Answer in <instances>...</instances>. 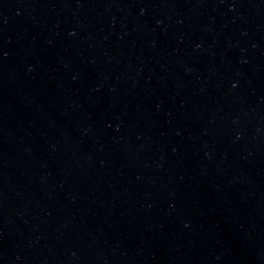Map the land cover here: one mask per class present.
<instances>
[{"label": "water", "instance_id": "95a60500", "mask_svg": "<svg viewBox=\"0 0 264 264\" xmlns=\"http://www.w3.org/2000/svg\"><path fill=\"white\" fill-rule=\"evenodd\" d=\"M0 264H264V0H0Z\"/></svg>", "mask_w": 264, "mask_h": 264}]
</instances>
